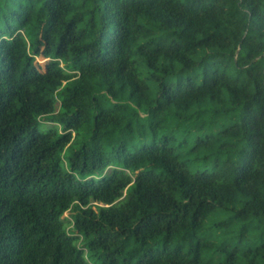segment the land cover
I'll return each instance as SVG.
<instances>
[{"label": "trees", "instance_id": "obj_1", "mask_svg": "<svg viewBox=\"0 0 264 264\" xmlns=\"http://www.w3.org/2000/svg\"><path fill=\"white\" fill-rule=\"evenodd\" d=\"M0 264H264V0H0Z\"/></svg>", "mask_w": 264, "mask_h": 264}, {"label": "rangeland", "instance_id": "obj_2", "mask_svg": "<svg viewBox=\"0 0 264 264\" xmlns=\"http://www.w3.org/2000/svg\"><path fill=\"white\" fill-rule=\"evenodd\" d=\"M48 63V60L44 59L43 57H38L36 59V65L39 67V69L43 72L45 70V67ZM65 218L69 217V214H65L64 215Z\"/></svg>", "mask_w": 264, "mask_h": 264}]
</instances>
